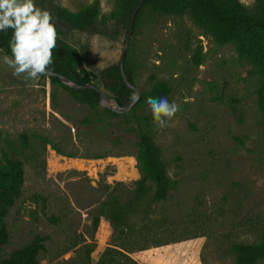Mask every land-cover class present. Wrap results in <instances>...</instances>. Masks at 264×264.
<instances>
[{"label":"rangeland","instance_id":"1","mask_svg":"<svg viewBox=\"0 0 264 264\" xmlns=\"http://www.w3.org/2000/svg\"><path fill=\"white\" fill-rule=\"evenodd\" d=\"M238 2L264 20V0ZM35 3L53 14L59 37L77 50L78 70L102 88L101 71L119 63L128 29L122 0ZM238 36L219 42L189 14L142 10L126 54L134 85L149 92L165 82V97L180 105L163 130L148 113L170 182L159 201L152 200L150 179L137 195L139 147L130 110L110 116L48 76L15 77L0 49V161L14 156L24 168L21 194L4 219L8 242L0 262L39 235L38 264H99L108 248L130 251L138 264H236L232 246L264 235V64L251 58L244 33ZM24 134L27 149L20 145ZM113 200L123 205L120 222L108 208ZM122 262L116 255L109 264Z\"/></svg>","mask_w":264,"mask_h":264},{"label":"trees","instance_id":"2","mask_svg":"<svg viewBox=\"0 0 264 264\" xmlns=\"http://www.w3.org/2000/svg\"><path fill=\"white\" fill-rule=\"evenodd\" d=\"M138 3L139 0H122L129 21ZM147 5L160 13L191 15L199 26L213 32L219 42L236 39L239 37V33L243 32L245 47L251 58L257 63L264 64V20L243 12L238 0H144L136 15L133 29L136 28L142 10ZM12 35V29L0 31V49L9 57H12L9 43ZM53 60L54 63L50 70L71 78L77 84L92 83L88 73L78 70L80 58L77 50L61 38L57 41V48L53 51ZM124 71L134 84L128 56L124 60ZM48 77L53 82L61 84L73 97L81 102L91 106L98 104L99 93L96 90L92 88L75 90L63 85L56 76ZM101 85L105 90L113 91L115 93L114 99L122 106L129 104V98L135 94L123 82L119 63L112 64L101 71ZM169 91L170 88L165 82L157 81L149 92H140L139 100L130 109L137 127V145L139 147L137 162L141 177L137 182V195L142 197L147 192L146 181L150 179L155 184L153 201L164 200L167 197L170 182L166 176L159 150L147 129L150 109L146 101L149 97L157 99L165 97ZM260 108L264 123V70L262 72ZM104 112L110 116L117 115V113L105 108ZM42 140L46 142V139L43 138ZM20 145L24 149L29 147L27 135H21ZM52 149L57 154H63L58 148L52 146ZM23 183L24 168L22 161L14 156L4 154L3 161H0V249L8 242V231L4 219L15 199L20 196ZM114 203L118 204L120 201L113 200V202H109L108 208L112 209V218L116 222H120L121 217H119V214L123 205L119 204L116 207ZM116 208L119 211L114 212ZM99 223L100 218L96 216L94 224L98 225ZM43 240L44 238L35 235L32 241L13 252L0 264H38L37 254L43 247ZM232 249L236 255V264H255L257 260L264 258V235L256 244H234ZM128 252L130 251L125 250L124 252L108 248L101 256L99 264L114 262L116 255L123 261V264H138L128 255Z\"/></svg>","mask_w":264,"mask_h":264},{"label":"clouds","instance_id":"3","mask_svg":"<svg viewBox=\"0 0 264 264\" xmlns=\"http://www.w3.org/2000/svg\"><path fill=\"white\" fill-rule=\"evenodd\" d=\"M242 3L245 0H241ZM13 30L10 40L12 57H4V63L14 69L13 76L36 81L46 76L54 63L53 51L60 39L53 14L35 3V0H0V31ZM130 104L139 97L133 94ZM158 129L172 126L173 118L180 111V105L169 102L166 97L147 98Z\"/></svg>","mask_w":264,"mask_h":264},{"label":"water","instance_id":"4","mask_svg":"<svg viewBox=\"0 0 264 264\" xmlns=\"http://www.w3.org/2000/svg\"><path fill=\"white\" fill-rule=\"evenodd\" d=\"M144 0H139V3L137 4L135 10L133 11L129 24H128V29H127V33H126V37H125V41H124V46H123V50L121 53V57L119 60V70H120V74L122 77L123 82L126 84V86L132 90L136 95H138V97L140 98V91L137 89V87L129 80V78L127 77V75L125 74L124 71V60L127 54V50L129 47V40L133 31V27H134V23H135V18L136 15L140 9V7L142 6ZM46 76H56L58 78V80L65 86L69 87V88H73L75 90H81V89H89L92 88L94 90H96L99 93V99H98V105L102 108L111 110L112 112H115L117 114H123L127 111H129L134 105L132 104H127V105H120L116 99L109 97L106 92L103 90V88H101L100 86H97L93 83H87V84H77L75 83L71 78L65 76V75H61L58 74L52 70H49L48 74ZM139 100V99H138Z\"/></svg>","mask_w":264,"mask_h":264}]
</instances>
